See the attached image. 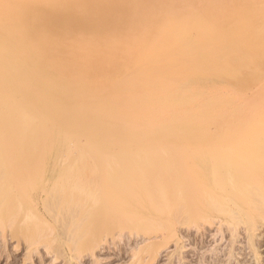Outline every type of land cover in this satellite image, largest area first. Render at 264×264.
Instances as JSON below:
<instances>
[{
    "label": "bare ground",
    "instance_id": "bare-ground-1",
    "mask_svg": "<svg viewBox=\"0 0 264 264\" xmlns=\"http://www.w3.org/2000/svg\"><path fill=\"white\" fill-rule=\"evenodd\" d=\"M69 1L0 0L1 237L27 243L25 264L45 241L44 230L33 225L47 223L59 205L74 213L71 241L90 247L104 237H91L95 225L110 227L112 236L124 220L148 226L134 240V264H150L166 239L175 243L167 264H186L191 255L182 249L205 245V224L217 225L219 233L226 226L236 237L244 215L236 189L242 179L226 168L224 155L233 136L264 133V66L252 65L264 57V1L244 13L248 0H229L199 25L185 12L199 0H121L118 6L108 0L120 13L114 22L108 13L97 15L102 0ZM155 8L158 18L151 19L148 10ZM231 15L241 20L227 23ZM191 30L198 36H187ZM169 136L184 148L174 150L171 165L130 166L119 178L75 162L141 155L50 154L163 147ZM51 158L74 163L53 177L43 169ZM257 177L246 179V190L261 182ZM38 183L58 190L43 198L33 193ZM161 220H167L165 231L156 225ZM246 239L252 246L250 235ZM234 240L225 260L196 249V264L208 262L209 252L219 264H231Z\"/></svg>",
    "mask_w": 264,
    "mask_h": 264
},
{
    "label": "rangeland",
    "instance_id": "rangeland-1",
    "mask_svg": "<svg viewBox=\"0 0 264 264\" xmlns=\"http://www.w3.org/2000/svg\"><path fill=\"white\" fill-rule=\"evenodd\" d=\"M107 1L108 0L101 1V4H104L105 6L102 7L104 9H101V11H98L97 15H99L100 13H104V15L108 13L106 15L107 16L109 15L108 17L111 19L110 20L108 18V20L114 22L116 21V18L118 15L117 13L119 12L115 11L113 13V10L111 9L112 8L114 9V7L116 8V6L111 8L109 4H106ZM118 1H116L117 4L114 3L113 5L118 6V3H121V0L120 2ZM255 1H257V4H260L259 2H261V0H248L247 6L246 4H244L245 5V8L243 9L244 13H246L247 11H249L250 8H252V5L255 3ZM263 1L264 0H262V2ZM69 2H71L69 4L74 5L73 0ZM228 3H229V0H215L213 3L209 0H199V4L196 7L194 5L190 7H186L185 12L187 13L186 15L189 20L194 21V19L195 20L198 19L197 24L199 25L200 22L207 21V20L209 21V19L211 18L212 10L217 9L218 7L222 8ZM249 4L250 5L252 4L251 7L249 6ZM47 5L49 6L50 3H48ZM214 6H217V8H215ZM159 11L160 10L158 8L150 9L148 10L149 12L148 15H153L152 18L150 17L151 19H153L154 17L158 18L156 15H158L157 12ZM101 15L103 17V14ZM226 19L228 20L227 23L228 22L233 23L235 21L241 20V18L235 15H231L227 17ZM50 23H52V21H50ZM160 35H163V34L157 33V36H160ZM186 35L190 36V38L198 36L195 30H191ZM252 65L264 66V57H260V58L253 60ZM175 137L176 136L166 137L167 138L165 139L166 145H164L163 147L159 145L158 147L146 148L143 145H139V147H125L124 149H122V151H119V149H115V150L111 149L110 151H107V150L102 151V149H100V151L96 150L94 152H90L86 150V151L71 152V153L69 151L61 152V153L59 151H53V152L51 151L50 154L51 155H54V154L57 155V153L58 155L60 154L62 155H68V154H72V155H81V154L82 155L83 154L84 155L86 154L122 155V154H125L127 155V154H131V156L132 154L135 156L141 155V158L132 159L134 158L132 156V158H129L128 160L119 159L114 156V157H109L108 159L107 158L106 159L87 158V159H81L79 161L76 160L75 162L76 163L75 165L77 166H79L81 163L80 166L84 167L83 169L84 171H88V169H90V171H94L95 169V174H97L98 172H101L103 174V172H105L106 170H109L116 176V178H119L121 171L122 172L126 171L128 167L130 166H131L130 168H133V166L135 167L136 165H137L136 167H138V165L141 167L142 165L148 166L150 164H155V165L158 164L163 167L164 166L168 167L169 165H171L170 164L172 162L171 155L172 153H174V150L175 149H179L180 151L184 150V148L180 146L175 147V142L173 143ZM235 137L233 136V139H232V141L234 142V143L232 142L233 145L231 144L229 151L226 152L224 155L225 156L224 162H225L226 168L231 169L232 171L234 170L233 172L238 170L239 171V173H237L238 177L242 179V180H238L239 178H237L239 183L236 189H237V194L239 195V198L241 200V205L243 206L244 215H243V218L241 217V220H239V223L235 225L236 226V231H235L236 237L233 238L234 235L231 236V229L228 230L226 226H222L221 232L219 233V231L217 230V227H218L217 225L205 224V226L208 229L206 231L204 230L202 231H204L205 233H208L209 235L206 239L205 245L202 247L203 249L200 248L201 245H199L197 248L196 242L195 244L193 243L188 244L186 248L182 249V250L188 249L191 255L184 259V261L187 262L186 264L188 263L196 264L198 256H196L194 252H197L199 248H200L199 251H203L207 249L217 251L220 253V256L222 255L220 257L221 260L223 259L225 260L227 258L226 252H228L229 247H230L229 239H233V240L235 239L232 243V246L233 248H236L234 251L236 253V258L234 260L233 259L231 260V264H264V214H263L264 213V203L261 201V200H264L263 199L264 196L262 197V195H264V180H263L264 179V133L259 132L257 134H252L249 136H240V137L235 136ZM236 140H237V143H236ZM222 148L224 149L223 146ZM47 160H46L47 162L44 161L43 163V167L45 165V168L43 169L46 170L47 168L46 170L47 173H49V176L53 174L52 175L53 177H55L56 173L58 175L60 168L65 169L68 163L73 162L71 160L62 161V165H61V161L60 160L57 161L56 158H51L50 160L49 159ZM82 162L84 163V165ZM85 168H87V170ZM124 168H127V169L124 170ZM90 171L88 173H91ZM242 171L244 172L243 174H242ZM257 176L258 177L261 176V182H259L255 186V188H252V190L251 189H248L249 191L246 190L248 188L247 184L245 183L246 179H249L251 177L256 178ZM35 189L33 193H38L43 198L47 196V194H50L51 192L54 193L58 190L57 185L55 187V184L53 185L51 183H44V184L38 183L35 186ZM143 190L144 188L142 186L138 187L135 190H133L132 194L133 195L137 193L139 194ZM167 196H168L167 197L168 198L167 201H168L171 195L168 194ZM54 210L55 211L53 210L50 211L52 213V214L50 213L51 215L47 214L48 219H47V223L45 222L46 224L41 221V222H36L33 225L34 230H44L43 231L44 234L42 238L45 241H41L32 249L33 251L30 252L32 253L31 254L32 256L25 261V264H134L133 262H135V260L132 261L133 258L131 257L132 256L131 249L133 248V246H135V243H136L135 241L137 239H140L141 235L142 237L144 236L145 234L144 230L148 226L144 224L132 223L130 221L124 220L121 223L120 222L117 223L113 231L114 236H112L111 233H108L110 231V227L108 226L104 227V225L102 227V224L95 225L93 227V231H91L90 233L91 237H98V236H104V237H102L103 240L100 239L97 242V244L90 247L89 243L88 244H83V243L78 244V243L71 241V237H74V233L76 229V219L72 211V208H70L69 206L59 205L55 207ZM260 210L263 211L261 212L262 214L259 213ZM52 215H53V218H52ZM0 217H1V214H0ZM156 225L158 226L159 229L165 231L168 226V223H167V220H161ZM12 226L14 225H10L6 229H10ZM184 227L185 226H181L180 227L182 228L181 230L185 231ZM190 228L192 231L191 233H194V232L197 233L194 226L191 225ZM161 230H159V232ZM63 232H65V234ZM248 235H250V238H251L250 241L252 243V246H250L247 243L248 240L246 238ZM63 236H66V238ZM8 237L9 236H7L6 239L1 237V232H0V250H1L0 251V264H22L24 263L22 258H25L24 254L27 249L26 247L27 243L26 242L24 243L22 241V245L20 242L19 245L17 246L15 240L12 238L8 239ZM68 238H70V240L66 241ZM182 240L185 241V238H182ZM165 241L166 243H164L158 248V254L156 255L155 259H153V261L150 264H167L168 262L167 255L170 251L174 249L175 243L173 239L172 240L166 239ZM196 249L198 250L196 251ZM207 255L209 257H206V259L209 258L207 259L209 261L208 262L203 261L202 264H208V263L216 264L215 262H217V264L220 263L218 262L217 259L215 260L216 255H212V252L207 253L206 256ZM55 256L57 257V259ZM190 258L194 259L195 261L190 260L189 262L188 259ZM212 259H214L215 261ZM175 264H178V263H175Z\"/></svg>",
    "mask_w": 264,
    "mask_h": 264
}]
</instances>
